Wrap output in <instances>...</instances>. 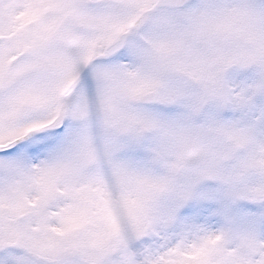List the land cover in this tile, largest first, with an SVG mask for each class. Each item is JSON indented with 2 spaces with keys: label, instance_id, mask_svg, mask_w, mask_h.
Wrapping results in <instances>:
<instances>
[{
  "label": "snow or ice",
  "instance_id": "6c2138e0",
  "mask_svg": "<svg viewBox=\"0 0 264 264\" xmlns=\"http://www.w3.org/2000/svg\"><path fill=\"white\" fill-rule=\"evenodd\" d=\"M0 264H264V0H0Z\"/></svg>",
  "mask_w": 264,
  "mask_h": 264
}]
</instances>
